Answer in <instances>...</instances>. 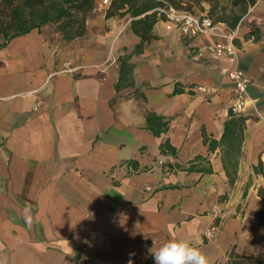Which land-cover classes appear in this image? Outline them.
I'll list each match as a JSON object with an SVG mask.
<instances>
[{"label":"crops","instance_id":"1","mask_svg":"<svg viewBox=\"0 0 264 264\" xmlns=\"http://www.w3.org/2000/svg\"><path fill=\"white\" fill-rule=\"evenodd\" d=\"M103 1L81 38L65 42L47 26L0 49V264H155L174 238L211 264H264V0L244 13L233 0L211 7L213 22L240 16L236 65L250 80L233 170L220 145L232 100L226 60L192 62L207 41L189 42L162 19L135 54L132 19H105L112 0ZM122 60L129 73L119 80ZM149 114L166 122L159 137Z\"/></svg>","mask_w":264,"mask_h":264},{"label":"trees","instance_id":"2","mask_svg":"<svg viewBox=\"0 0 264 264\" xmlns=\"http://www.w3.org/2000/svg\"><path fill=\"white\" fill-rule=\"evenodd\" d=\"M192 1L196 2V0H112L105 13V19L130 16L132 19L131 31L140 40L134 49V53L137 54L142 50L144 43L154 39L151 30L154 24L160 20L155 9L168 5L176 10L187 11L180 7L186 2ZM255 1L233 0L232 5L238 6L244 13L247 7L253 5ZM93 8L94 0H0V49L13 39L25 36L34 30L39 32L47 26L55 27L65 42L81 38L86 32L87 16ZM208 14L211 19L214 18L212 8ZM214 20V22L225 23L232 30L239 23L240 16L232 14L225 17L221 15L215 17ZM119 73L121 75L119 80L129 73L126 60L121 61ZM245 121L244 116L232 117L229 114V119L224 124L220 145L225 148L227 159L222 163L232 170L238 163L233 158L240 154ZM146 127L154 137H159L166 131L167 125L162 118L149 114L146 117ZM211 146L215 147L217 144L214 142ZM165 150H171V148L167 144H163L161 152ZM225 170L228 183L232 185L235 178L228 173V169L225 168ZM256 194L262 205L258 213L259 224L264 228V189L257 188ZM150 263V259L146 257L144 264Z\"/></svg>","mask_w":264,"mask_h":264},{"label":"built area","instance_id":"3","mask_svg":"<svg viewBox=\"0 0 264 264\" xmlns=\"http://www.w3.org/2000/svg\"><path fill=\"white\" fill-rule=\"evenodd\" d=\"M103 4H108V0H104ZM154 11L163 20L167 30L176 29L189 42L196 40L207 41L204 44L197 45L192 50V62H199L205 55L226 60L228 66L221 69L220 73L232 84V100L229 106V114L232 117L243 116L247 105V89L250 85V80L236 65L239 51L235 45V39L239 23L231 30L220 27L207 15H195L187 11L176 10L168 5L157 8ZM64 70L66 73L76 71V69L70 68L68 64H66ZM191 90L204 96H211L215 93V90L202 86H193ZM146 191H150V188H146ZM216 233L217 227L213 225L203 236L209 241L215 238Z\"/></svg>","mask_w":264,"mask_h":264},{"label":"clouds","instance_id":"4","mask_svg":"<svg viewBox=\"0 0 264 264\" xmlns=\"http://www.w3.org/2000/svg\"><path fill=\"white\" fill-rule=\"evenodd\" d=\"M153 254L155 264H211L202 250L186 239H169Z\"/></svg>","mask_w":264,"mask_h":264},{"label":"rangeland","instance_id":"5","mask_svg":"<svg viewBox=\"0 0 264 264\" xmlns=\"http://www.w3.org/2000/svg\"><path fill=\"white\" fill-rule=\"evenodd\" d=\"M219 3H220L219 0H216V1L215 0H210V1H207V0H196V2H193V1L190 2V3L186 2L183 5H181L180 8L184 9V10H187L190 13H193V14H201V13L205 12L204 8H207V9L209 8L210 9L211 7H215L217 5H220ZM216 11H218V9H216ZM206 14H207V16H209L208 12Z\"/></svg>","mask_w":264,"mask_h":264}]
</instances>
